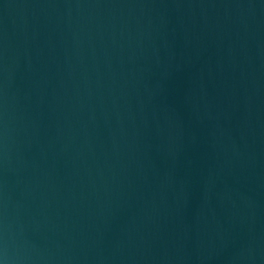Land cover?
<instances>
[{
	"label": "water",
	"instance_id": "95a60500",
	"mask_svg": "<svg viewBox=\"0 0 264 264\" xmlns=\"http://www.w3.org/2000/svg\"><path fill=\"white\" fill-rule=\"evenodd\" d=\"M0 264H264V0H0Z\"/></svg>",
	"mask_w": 264,
	"mask_h": 264
}]
</instances>
